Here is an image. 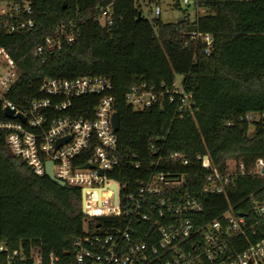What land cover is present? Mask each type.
I'll return each instance as SVG.
<instances>
[{"label":"trees","instance_id":"trees-1","mask_svg":"<svg viewBox=\"0 0 264 264\" xmlns=\"http://www.w3.org/2000/svg\"><path fill=\"white\" fill-rule=\"evenodd\" d=\"M6 1L29 3L35 25L28 32L0 33V52L16 63L17 72L5 98L23 108L43 98L39 87L46 79L107 77L118 114V165L109 176L120 182L123 193L135 191L137 180L153 171L181 179L175 188L179 194L197 193L208 174L197 157L207 155L220 172L228 171L232 160L236 170L241 163L245 172L232 178L220 195L201 198L203 211L196 224L232 208L246 223L244 235L233 241L237 251L264 239V213L258 212L264 204V173L247 172L264 160V0H200L204 15L173 23L141 16L153 0ZM108 6L111 24L103 25L99 15ZM58 29L72 33V41L60 36V50L37 54L35 48ZM192 32L212 36L209 54L191 39ZM177 76H182L180 84ZM143 83L154 85L162 96L151 107L135 110L125 93ZM175 88L192 95L193 114L176 111L180 95ZM98 100L96 95L76 99L72 114L90 118ZM248 114L255 119L246 120ZM7 119L0 101V121ZM86 222L122 227L113 216L88 219L80 190L62 188L20 164L18 157H9L0 131V245L7 249L0 251V264L16 249L28 254L35 246L45 260L51 253L55 264H72L70 244L83 236ZM151 224L135 225L138 240L150 241L142 231Z\"/></svg>","mask_w":264,"mask_h":264},{"label":"built area","instance_id":"built-area-1","mask_svg":"<svg viewBox=\"0 0 264 264\" xmlns=\"http://www.w3.org/2000/svg\"><path fill=\"white\" fill-rule=\"evenodd\" d=\"M161 1L153 0L150 6L157 17L161 13ZM175 1L197 7L200 4V0ZM205 13L206 9L200 5L196 17ZM31 14L29 3L0 0V33L28 32L35 25ZM99 17L103 25L111 24L109 6L101 10ZM58 32L46 38L45 44L37 46L35 52L60 50V36L72 41V33L63 34L62 29ZM190 37L202 43L204 52L209 54L212 36L192 32ZM16 81V63L0 52L2 110L9 108L24 119L0 121L6 148L38 175L45 174L46 162L52 163L55 178L68 188L80 190L81 209L88 219L113 216L120 218L122 224L107 228L92 223L89 226L86 222L83 236L70 244L72 264H264V239L237 251L233 241L244 235L246 223L242 215L233 214L232 208L212 221L196 224L203 211L201 198L223 193L232 178L245 172L241 163L238 170L220 172L210 164L207 155L197 157L201 168L208 170L205 183L197 193L185 190L179 194L175 188L181 179L173 181L168 174L158 171L137 180L135 191L123 193L120 182L109 176L118 165L117 136L111 125L115 112L114 98L109 93L111 81L100 76L49 78L39 87L43 98L34 99L23 108L5 98ZM173 92L180 95L176 111L181 116L193 114L192 95L178 88ZM87 95L99 96L92 116L76 117L72 114L73 102ZM161 96L162 92L156 91L154 85L145 83L125 93L127 103L135 110L151 107ZM245 119L253 120L255 115L248 114ZM60 139L65 140L57 145ZM263 165L264 160L258 159L247 172L262 174ZM258 212L264 213V204L258 207ZM147 221L152 224L143 228L142 235L150 240L146 242L138 240L140 232L135 225ZM1 250L7 249L0 245ZM44 258L41 247L35 246L28 254L21 249L11 252L6 264H15L16 259L17 264H55L51 253Z\"/></svg>","mask_w":264,"mask_h":264},{"label":"rangeland","instance_id":"rangeland-1","mask_svg":"<svg viewBox=\"0 0 264 264\" xmlns=\"http://www.w3.org/2000/svg\"><path fill=\"white\" fill-rule=\"evenodd\" d=\"M175 0H162L161 1V13L157 17L153 14L152 10L143 7L141 16L149 21H154L156 18L161 19L164 23H173L179 18H188L191 22L195 21L197 12L200 11V6H196L193 3L185 4L181 2L178 8L173 6ZM182 76L176 77L177 84H180ZM229 170H235V165L232 160L227 162Z\"/></svg>","mask_w":264,"mask_h":264},{"label":"water","instance_id":"water-1","mask_svg":"<svg viewBox=\"0 0 264 264\" xmlns=\"http://www.w3.org/2000/svg\"><path fill=\"white\" fill-rule=\"evenodd\" d=\"M180 18L177 20V22H179ZM3 115L4 117L8 118V119H13V118H19L22 121L24 120L23 117L19 114L13 113V110H10L9 108H3ZM111 125L114 131L117 130L118 128V114H116V112L112 113V117H111ZM65 139H60L57 141V145L61 144ZM6 154L11 157L14 158V155L10 152V150L8 148H6ZM20 164H23L22 160H19ZM263 169L261 171V173H264V165L262 166ZM45 175L49 178V180L53 183H55L56 185L62 187V188H68L62 181L58 180L57 178H55L53 172H52V163L50 162H46L45 164Z\"/></svg>","mask_w":264,"mask_h":264}]
</instances>
